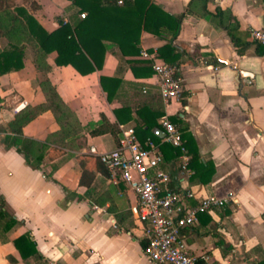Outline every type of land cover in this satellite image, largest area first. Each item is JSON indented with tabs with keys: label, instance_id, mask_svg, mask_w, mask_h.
<instances>
[{
	"label": "crops",
	"instance_id": "obj_1",
	"mask_svg": "<svg viewBox=\"0 0 264 264\" xmlns=\"http://www.w3.org/2000/svg\"><path fill=\"white\" fill-rule=\"evenodd\" d=\"M34 1L32 9L29 1L15 0L47 31L77 10L70 0ZM149 1L180 22L177 35L168 40L142 29L140 53L133 57L106 40L101 67L86 74L57 65L52 53L41 54L18 31L0 35V51L11 44L24 51L22 67L0 72V197L16 219L9 228L0 219V264H153L131 210L133 191L114 183L107 169L80 184L78 160L115 149L123 127L133 126L143 138L136 128L142 122L157 136L146 138L159 144L172 185L194 193L189 203L208 194L226 198L181 231L199 264H264V48L250 36L262 24L264 0ZM164 44L177 54L184 78L182 97L169 102L157 91L152 69L154 58L163 60L157 48ZM143 50L154 58L142 56ZM44 79L66 113L49 107ZM37 107L21 134L44 148L26 152L12 143L15 128ZM101 115L114 130L90 133L97 124L88 123ZM161 116L187 135L188 177L177 169L178 149L163 140ZM162 145L174 153L165 158ZM37 155L40 168L31 164ZM21 234L34 242L33 250L23 242L18 250L13 240Z\"/></svg>",
	"mask_w": 264,
	"mask_h": 264
},
{
	"label": "trees",
	"instance_id": "obj_2",
	"mask_svg": "<svg viewBox=\"0 0 264 264\" xmlns=\"http://www.w3.org/2000/svg\"><path fill=\"white\" fill-rule=\"evenodd\" d=\"M23 1H29L32 9L37 7L34 0ZM70 1L77 8L73 18L68 21L59 20L56 28L47 31L25 5L18 4L15 0H0V35L13 34L18 31L19 36L22 35L26 42H32L41 54L52 53L57 65L70 64L79 73L86 74L101 67L107 50V45L104 43L106 40L112 41L122 55L133 57L140 53L139 36L142 29L160 37H166L168 40L173 39L179 31L180 22L149 0H122L121 3H117L116 0ZM80 13H84V17H80ZM226 30L233 39L231 27L227 26ZM23 52V46L16 44H11L9 49L0 51V72L22 67V62L19 60ZM157 52L164 61L175 64L177 54L171 45L164 44L157 48ZM132 59L127 58L129 62L135 61ZM137 61L144 62L145 60ZM41 83L44 84L46 93H49V107L54 111L60 109L66 113L48 80H41ZM41 109L37 107L36 111L20 119L22 121L15 128L18 135L13 138L12 143L18 145L23 151L28 152L31 146L39 150L44 148L43 143L24 138L21 134V125ZM17 122L19 119L12 121L11 124ZM96 124L95 128L90 129V133L97 134L107 129L114 130L107 125L104 115H101L97 122L88 123L92 127ZM136 128L144 131L140 141H143L146 136L157 137L147 122L136 125ZM181 136L183 143L187 144V135L181 133ZM161 148L165 158L172 155V150L174 153V148L170 145H162ZM197 158L198 155L194 152L190 159L191 166ZM39 160L40 155L33 157L32 166L40 168ZM78 160L82 168L80 178L82 185H89L96 171L106 172V167L100 161L99 155L82 154ZM0 219L5 221L3 228H9L16 223V219L7 212L5 202L1 197ZM13 242L20 252L19 243L21 242L30 245L32 250L35 247L34 242L25 238L23 234L15 238Z\"/></svg>",
	"mask_w": 264,
	"mask_h": 264
},
{
	"label": "built area",
	"instance_id": "obj_3",
	"mask_svg": "<svg viewBox=\"0 0 264 264\" xmlns=\"http://www.w3.org/2000/svg\"><path fill=\"white\" fill-rule=\"evenodd\" d=\"M80 17H84V13H80ZM250 36L264 48V14L261 26L252 29ZM141 55L154 58L144 50ZM152 69L163 100H179L184 91V78L178 66L154 58ZM159 122L164 129L163 140L179 151L177 169L184 176H190L192 170L181 131L166 116H161ZM99 158L111 180L122 182L136 196L131 210L146 241L145 256L153 264H199V257L182 239L181 231L194 224L200 212L223 205L226 198L208 194L195 204L189 203L194 193L172 185L170 172L161 167L164 158L159 144L150 137L140 141L133 126L121 128L117 147L100 153ZM203 259L207 260V256ZM44 264L56 263L48 260Z\"/></svg>",
	"mask_w": 264,
	"mask_h": 264
}]
</instances>
